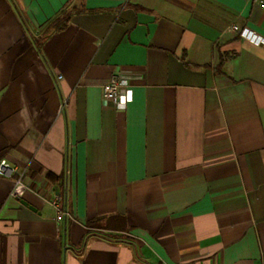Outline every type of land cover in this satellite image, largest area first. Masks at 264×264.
Returning <instances> with one entry per match:
<instances>
[{
	"label": "crops",
	"instance_id": "0c3cea01",
	"mask_svg": "<svg viewBox=\"0 0 264 264\" xmlns=\"http://www.w3.org/2000/svg\"><path fill=\"white\" fill-rule=\"evenodd\" d=\"M1 160L0 264H264V0H0Z\"/></svg>",
	"mask_w": 264,
	"mask_h": 264
},
{
	"label": "built area",
	"instance_id": "2783aa9c",
	"mask_svg": "<svg viewBox=\"0 0 264 264\" xmlns=\"http://www.w3.org/2000/svg\"><path fill=\"white\" fill-rule=\"evenodd\" d=\"M232 30L239 33L240 37L250 38L247 30H239L238 27L233 26ZM251 39V38H250ZM129 85L127 79L119 75H113L110 80L102 86V96L105 101L115 102L120 96L122 90ZM25 176V170H20L15 166L10 165L5 160L0 161V177L13 181L12 196L21 197L24 193V186L22 180ZM51 205L58 213V218L68 216L67 212L61 209V199L59 196H54Z\"/></svg>",
	"mask_w": 264,
	"mask_h": 264
},
{
	"label": "trees",
	"instance_id": "16d2710c",
	"mask_svg": "<svg viewBox=\"0 0 264 264\" xmlns=\"http://www.w3.org/2000/svg\"><path fill=\"white\" fill-rule=\"evenodd\" d=\"M70 19V14L68 9H65L62 14H60L56 19H54L50 25H48L47 29L44 33H47L49 31L57 32L63 30V28L67 25L68 21Z\"/></svg>",
	"mask_w": 264,
	"mask_h": 264
},
{
	"label": "water",
	"instance_id": "95a60500",
	"mask_svg": "<svg viewBox=\"0 0 264 264\" xmlns=\"http://www.w3.org/2000/svg\"><path fill=\"white\" fill-rule=\"evenodd\" d=\"M24 205H26L24 202H22Z\"/></svg>",
	"mask_w": 264,
	"mask_h": 264
}]
</instances>
